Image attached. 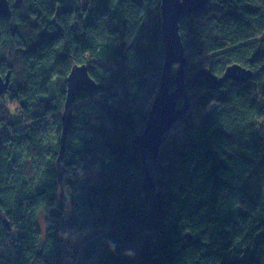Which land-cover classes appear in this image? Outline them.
<instances>
[{
  "label": "trees",
  "instance_id": "16d2710c",
  "mask_svg": "<svg viewBox=\"0 0 264 264\" xmlns=\"http://www.w3.org/2000/svg\"><path fill=\"white\" fill-rule=\"evenodd\" d=\"M8 1L0 264H264V0H210L181 15L190 107L146 154L153 189L134 137L161 80V0ZM74 63L98 87L73 102L58 182ZM232 63L251 78L213 89L196 75ZM90 164L100 170L83 181ZM72 233L89 235L75 243Z\"/></svg>",
  "mask_w": 264,
  "mask_h": 264
},
{
  "label": "water",
  "instance_id": "95a60500",
  "mask_svg": "<svg viewBox=\"0 0 264 264\" xmlns=\"http://www.w3.org/2000/svg\"><path fill=\"white\" fill-rule=\"evenodd\" d=\"M210 0H161V30L163 44V64L160 74L161 80L157 92L153 96L149 108L148 117L145 120L143 130L134 137L135 144L139 147L140 156L144 167V175L148 189L154 188V181L150 177L147 167H145L146 154H158L163 141V136L177 122V119L186 114L190 107V100L185 87V69L188 66V58L183 51V43L179 32V19L184 12H194L202 10ZM10 14L8 0H0V16L5 17ZM65 77V98L64 107L61 112V131L59 135L58 154L56 156V171L58 182H61L63 175L62 156L65 150L66 134L70 128L72 120L73 102L76 95L80 92L93 93L98 87L87 69L86 64L71 66ZM173 71L174 87L170 88V73ZM196 75L206 80L207 85L213 89L220 88V85L227 80L233 79L242 82L251 78L252 73L249 69L237 63L228 65L219 75L213 73L209 68L200 67ZM10 73L4 76L0 73V97L8 89ZM180 106H178V102ZM6 224L8 222L6 220ZM186 240L192 238L189 232L185 233Z\"/></svg>",
  "mask_w": 264,
  "mask_h": 264
},
{
  "label": "rangeland",
  "instance_id": "374dc122",
  "mask_svg": "<svg viewBox=\"0 0 264 264\" xmlns=\"http://www.w3.org/2000/svg\"><path fill=\"white\" fill-rule=\"evenodd\" d=\"M99 170L100 169H99L97 164H90V166L88 167L87 176H85V178L83 177V181L95 180ZM40 224H41V226L43 225V217L40 218ZM87 235H89V234H87V233L86 234L72 233L70 237H72V240L75 243H78L82 239L86 238ZM136 244L137 243H128L127 245H125L124 251H127V249L132 246L133 251L136 252V247H135Z\"/></svg>",
  "mask_w": 264,
  "mask_h": 264
}]
</instances>
